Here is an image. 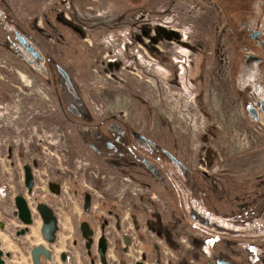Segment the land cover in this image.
Listing matches in <instances>:
<instances>
[{"label": "flooded vegetation", "instance_id": "obj_1", "mask_svg": "<svg viewBox=\"0 0 264 264\" xmlns=\"http://www.w3.org/2000/svg\"><path fill=\"white\" fill-rule=\"evenodd\" d=\"M92 3L89 0L87 7ZM55 5V13L42 12L44 24L36 23L38 32L54 38L50 49L41 35L20 26L9 32V13L0 8L5 44L9 40L21 59L53 85L62 125L68 130L65 139L74 147L64 153L66 166H72L75 157L87 163L69 188L58 171L39 170L36 160L23 163V188L18 193L34 210L33 223L37 219L42 225L37 205L47 203L58 225L56 240L61 232L75 245L84 239L85 251L91 254L99 252L104 236L110 264L109 251H142L135 264H146L151 258L148 251H154V264L168 261L162 251H181L177 264H264V0H144L143 8L134 4L117 11L116 23H87L68 14L80 15L78 7L64 9L60 1ZM200 6L209 7L210 13L198 17ZM169 11L180 16L178 24L175 17L164 18ZM184 17L187 22L181 23ZM208 20L211 27L205 25L203 36L198 34L201 21ZM104 32L112 41L101 40ZM55 43L69 48L74 62L98 61L103 66L100 72L82 74L92 79L104 70L121 68L127 60L150 81L149 92L166 88L178 92L187 86L194 103L189 111L195 115L190 123L203 129L192 133L152 93H141L138 103L132 88L123 93L124 103H91L86 92L90 82L81 83L64 66ZM210 45L227 48L229 55H209ZM28 46H34L38 55ZM218 59L225 61L223 72L218 71ZM118 91L122 92L115 87L114 93ZM196 141L201 144L198 149ZM224 163L227 167L221 168ZM27 164L34 176L31 192L25 182ZM86 172L92 175L88 179L92 185L96 186L93 176H108L110 186L99 195L84 184ZM185 226L194 242L187 245L192 255L188 260L179 238ZM64 252L60 255L66 261Z\"/></svg>", "mask_w": 264, "mask_h": 264}, {"label": "rangeland", "instance_id": "obj_2", "mask_svg": "<svg viewBox=\"0 0 264 264\" xmlns=\"http://www.w3.org/2000/svg\"><path fill=\"white\" fill-rule=\"evenodd\" d=\"M2 1L4 4L3 6L1 4L0 8L2 7L3 10L9 13V32L12 31L14 27L20 26L24 29H27L29 33H33L35 35L39 34L45 41L47 49H50L48 47L54 38L50 36L49 32H38L37 27L40 28V26H38L36 23H45V19L42 17L43 11L48 9L55 13L57 10L55 9L57 7L55 3L57 1H60V6L64 9H69L72 7L75 11L74 6L78 7L77 10L79 11L80 15L77 13L78 16H73L70 11L68 14L75 18L79 17L87 23H116L113 17L117 11L120 12L123 8H134V4L137 6V8L144 7V0H136L134 4L130 2L131 0H90L91 2L93 1L92 8L87 7L89 0ZM180 4L182 3H179V5ZM202 6H200V14L198 13V17H202L203 14L208 15V13H210L209 7H204L203 9ZM109 11L113 14L109 13L108 15ZM116 17L118 18V16ZM172 17H175L174 21L171 20ZM179 17L180 16H178L177 13L173 15L172 11H169V13L164 16L165 19L173 21L174 24H178V21H180ZM186 17H192V15ZM186 17L181 19V23H183V21L184 23L187 22L188 18ZM121 18L122 17H120V19ZM102 19L107 21H100ZM198 21L199 20L197 19L196 22ZM210 22L212 21H201L199 27L200 30L196 32L203 36L205 25L209 24L207 26L211 27ZM216 24L218 25L217 28H220L222 24L221 19L217 21ZM41 29H43V27H41ZM210 33H206L204 35L206 36L205 39H207L208 34ZM216 33L219 37L222 35L220 30H216ZM66 38H68V35L65 37V39ZM101 40L106 41L105 43L112 41L110 36L108 37V32L103 33ZM5 41L6 39L2 30V26L0 25V199L2 200L3 193H5L4 188H6L8 193L4 199L8 197L7 200L10 201L11 204L13 201V195H16L19 190H22L23 188L21 184L23 163H33L36 160L39 163V166H37L39 170L47 168L45 170L49 172V174H53L55 171H58L57 174L64 178L63 184L66 188H69L71 179H77L78 177H81L80 171L83 169L84 165H87V163H84V159L81 157L78 159L75 157L76 160L71 162L72 166H66L63 159L64 153L67 152V147L70 146L71 150H74V147L73 144H69V140L65 139V137L68 135V130L65 126H63V117L60 111H58L59 108L57 96L52 90L53 85L48 82V80L43 74H41L40 71H36L30 64L21 59L16 50L12 47L9 40L7 45L5 44ZM61 42L65 44V41ZM55 44L58 48L55 46L54 50L57 51L56 54L61 55L59 57L61 60H63L62 63L64 66L69 67L74 73H76L81 83L86 81L90 82L88 85L89 87L86 85L85 87H87L86 92L91 95V103H124L125 98L123 93L129 92V89L132 88L133 91L131 92L136 94V101L138 103H141L140 95L152 93L156 99L162 102L163 106L165 105L164 108L168 106L167 112H169L170 115H174L175 119L182 121L183 125L187 123L192 133L197 134L199 133V130L201 131L203 129L195 123H190V121H194L195 115L191 112L194 110L192 107L194 103L192 100H190L193 97L188 96L186 92L189 90L187 86L183 89H178V92L173 91V89L169 90L167 88L163 91L161 90L160 93L157 90H152V92H149L148 83L150 81L145 77L144 73L134 68L133 62H128L127 60L123 62L121 68L114 70H104V73H102L100 77L92 79L91 76H83L82 74L89 72L91 75L92 72H100V69L103 68V66L98 64V61L93 60L92 62L81 63L78 59V62L77 60L74 62L72 60L76 56L74 57L69 48L65 47L61 43ZM221 45L223 46V44ZM206 50H210V52H208L209 55H216L217 57L221 58L225 55H229V53H226L227 48H221L220 46L218 48H215L214 45L206 46ZM116 51L117 53L119 52L117 47ZM202 53L199 55H203ZM224 62L225 61L218 59L217 63L218 66H220L218 71H224ZM230 66L231 63L229 64V67ZM207 70L209 71V69ZM140 74H142V76H140ZM125 84L127 88L125 87ZM201 85L203 86V83ZM115 87L122 90V92L118 91L114 93ZM183 91L185 93H183ZM208 91L206 89V92ZM159 104L162 105L161 103ZM209 135L212 136L213 133H210ZM200 145L201 144L197 142L196 148L198 149ZM208 145L210 146V144ZM208 145L206 144L207 147ZM213 145L216 146L215 143H213ZM225 163L224 165L219 166L221 168H226L227 165ZM214 167H217V165H214ZM63 170L66 173L62 172ZM91 177L92 175H89V173L86 172L85 176L82 178L83 182L88 188L93 189L99 195L100 193H104V189L110 186V179L108 176H97V178L93 176L92 182L95 183L96 186L92 185L88 180ZM102 180H104V182ZM98 188H100L101 191ZM2 220L9 227L7 215H3ZM30 227L32 228L33 226ZM13 231V237L10 239V242L13 244V246L7 247L0 239V248L4 249L5 251H17L15 256L12 254L11 257H6L8 262L12 264H31L32 246L39 243H44L46 246H49L53 249V257L48 258L43 256L42 264H102L98 251H92L91 254L89 251H85L86 246L84 239L78 240V243L75 245L74 240L69 239L67 236L65 238V235H63L62 232L58 234V239L53 244L45 239H40L29 244L24 242L22 245H20L21 248H18V245L16 244L15 248L12 249L16 241L18 242L28 235L17 236L15 235V231ZM68 231L69 230L66 228L63 229V232ZM182 232L183 236L180 235L181 237L179 238L182 248L185 249V253L183 255L185 259L188 260L192 258V255L189 253V251H186L187 245L190 244L188 246V248H190L194 242L191 238V234L189 235V229L186 226ZM185 238L187 240H183ZM175 242V244L178 245L177 241ZM163 244L165 245V248L169 250L166 242ZM133 246L138 247L139 242L138 245L135 244ZM59 247L62 249H59ZM63 250L68 254L66 261H64L60 255ZM116 252L117 251L108 252L112 264H118L119 259H125V264H135L136 259L140 258L142 251H127L121 252V254ZM148 252L151 258L146 261V264H154V251ZM170 252H173L174 254L171 255ZM180 252L181 251H162V255L167 256L168 258V261H166L165 264H177V259L182 256ZM165 260H167L166 257ZM178 264L180 263L178 262Z\"/></svg>", "mask_w": 264, "mask_h": 264}, {"label": "water", "instance_id": "obj_3", "mask_svg": "<svg viewBox=\"0 0 264 264\" xmlns=\"http://www.w3.org/2000/svg\"><path fill=\"white\" fill-rule=\"evenodd\" d=\"M20 39L22 41L24 40L27 41L26 38L21 35H20ZM28 49L31 50L35 56L38 55L39 53L37 50H35L34 46H28ZM60 69L69 78L67 71L62 67H60ZM25 182L29 191L31 192L34 186V176H33L32 167L28 164L25 166ZM15 204H16V210L14 211V213L18 215L25 224L24 227H21L17 231V234H25L26 232L30 231V225L34 221L33 211L27 197L22 193H18L15 196ZM37 209L44 217L43 218L44 221L41 225V230L44 233L46 240L50 243L56 241L55 232L58 228V225L56 222V217L54 216L51 207L47 203H40L37 205ZM2 226L4 227L3 224ZM106 249H107L106 239L103 236L100 238L99 241V253L101 256L102 263L110 264L107 258ZM31 251H32L33 264H42V255H45L48 258L52 257L51 248L49 246H46L44 243H39L34 245ZM10 255H11L10 251H5L4 249L0 248V264H9L6 257H9ZM63 256H65V254ZM139 264H142V262H139Z\"/></svg>", "mask_w": 264, "mask_h": 264}, {"label": "crops", "instance_id": "obj_4", "mask_svg": "<svg viewBox=\"0 0 264 264\" xmlns=\"http://www.w3.org/2000/svg\"><path fill=\"white\" fill-rule=\"evenodd\" d=\"M16 195H13V199H12L13 201L11 203L12 206L10 204V201L7 200L8 197H6L4 199V197L7 196V195L3 194L2 200L0 199V227H1V229H0V239L3 241V243L7 247L13 246V244H11V242H10V239H12V237H13V235H12L13 234L12 233L13 229L15 231V235H17V236H26L28 234L25 238L21 239L20 241H18V242L16 241L15 244H14V247H12V249L15 248L16 244L18 245V248H21L20 245H22V243H24V242L29 244V243H32L34 241L36 242V241H38L40 239H45L46 240V238H44L43 235H42L41 222H40V220H37V219H35V222L30 225V226H33L32 228L30 227V231L26 232L25 234H17V231L21 227H24L25 224L22 221V219L18 215H16L14 213V211L16 210V204H15V196ZM3 199H4V201H3ZM3 215H7V217H8V221L7 222L9 223V227L2 220V216ZM2 224L4 225V227L2 226ZM65 238H66V236H65ZM59 249H62V248L59 247ZM10 252H11V255H10V257H11L12 254L15 256L17 251H13V252L10 251ZM31 253H32V251H31ZM7 261H8V259H7ZM9 264H12V263L9 262ZM21 264H23V263H21ZM31 264H33V258H32Z\"/></svg>", "mask_w": 264, "mask_h": 264}]
</instances>
